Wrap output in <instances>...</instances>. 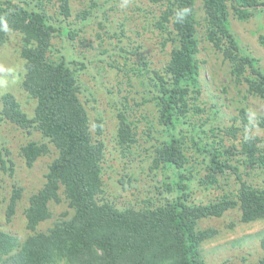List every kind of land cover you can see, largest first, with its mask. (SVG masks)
Segmentation results:
<instances>
[{"label": "trees", "instance_id": "16d2710c", "mask_svg": "<svg viewBox=\"0 0 264 264\" xmlns=\"http://www.w3.org/2000/svg\"><path fill=\"white\" fill-rule=\"evenodd\" d=\"M153 1L162 8L154 26L167 36L164 44L172 46L170 59L161 72H156L157 83L149 95L159 114L152 130L163 131L154 150L153 167L165 173V181L156 199L125 207L102 197L107 150L104 124L101 119L96 120L95 137L89 111L80 96L75 75L78 68H73L78 62L64 57L56 62L50 55L57 35L73 38V29L69 28L73 24L68 21L70 0H59L60 17L49 14L43 0L0 1V18L9 26L8 32L0 30V46L9 41L11 33L22 36V87L36 101L31 117L13 93H5L1 115L30 134H42L43 142L31 141L21 149L28 168L50 154L51 145L58 150L46 182L30 197L25 211L26 227L31 233L20 241L0 231V264H208L202 248L218 231L202 228L203 221L222 218L234 209L240 211L243 224L264 220V185L256 186L244 177L247 172L264 171V142L244 132L249 123L247 111L239 110L242 127L226 126L220 109L200 105L203 90L197 0ZM201 1L207 41L229 63L235 80L247 85L246 93L264 101V67L243 46L230 22L231 11L242 22L264 15V0ZM93 3L92 8H97ZM180 8L190 9L183 24L174 20V13ZM94 14L93 10H83L77 16L85 20ZM144 64L147 68L148 64ZM143 71H139L140 76L148 89L149 81ZM204 115L202 122L194 121L196 116ZM118 117V142L130 148L136 143L133 122L126 111ZM257 122L264 130V115ZM185 130L191 135L189 140L197 156L210 171L209 179L201 178L199 182L207 186L219 184L220 176L229 181L234 175L238 183L236 194L208 203L192 200L191 185L196 178ZM210 133L234 140L243 134L241 149H223L224 144L209 142L206 135ZM9 154L10 151L0 150V164L12 173L14 164ZM237 155L245 157L237 159L241 167L231 162L230 156ZM128 181L131 183V178ZM22 197L23 189L15 186L7 222L16 216ZM64 200L72 215L66 213L47 231L40 230L54 216L51 206ZM256 264H264V255Z\"/></svg>", "mask_w": 264, "mask_h": 264}, {"label": "rangeland", "instance_id": "374dc122", "mask_svg": "<svg viewBox=\"0 0 264 264\" xmlns=\"http://www.w3.org/2000/svg\"><path fill=\"white\" fill-rule=\"evenodd\" d=\"M3 1V0H0ZM49 14L60 15L59 0H43ZM17 2V1H16ZM96 2L97 8H92ZM201 62L202 100L200 105L222 111V120L226 126L242 127L239 110L244 108L256 117L264 115V101L246 93V84L239 83L230 73V65L223 55L214 49L206 39L203 25L204 12L202 1L197 0ZM73 25V38L57 35L53 39V61L62 57L68 61H77L75 75L81 88V99L85 103L92 120L93 135H96V120L104 124L103 140L107 144L103 162L104 193L103 198L114 200L119 207L130 204L141 205L151 198L156 199L158 190L165 181V173L154 169L153 158L158 139L163 136L160 128L152 130L159 116L156 103L149 97L150 88L157 83L156 72H161L170 59L171 45H165L163 35L154 26L161 14V6L153 0H70ZM83 10H93L81 20L77 15ZM233 31L241 39L244 47L260 59L264 67V15L248 21H240L230 13ZM23 38L11 33L9 41L0 46V67L11 69L0 72V150L9 154L14 164V172L0 164V231L12 234L24 241L31 233L26 227L25 211L30 197L37 193L46 182L49 166L58 156V150L51 145V153L40 157L32 168H28L22 147L31 141L43 142V136L33 134L2 117V96L13 93L21 103L22 109L31 117L34 115L36 101L22 87L25 73V61L21 57ZM146 62L147 68H144ZM81 63L84 64L82 67ZM144 69L148 79V89L143 85L140 70ZM126 111L133 122V134L136 143L130 148L118 142L119 113ZM206 116H196L194 121L202 122ZM258 123V122H257ZM225 127V125L223 124ZM244 132H246L244 130ZM264 142V130L257 125L251 132ZM187 151L193 169L195 183L191 185L192 200L197 203L217 201L223 196L237 193L238 183L234 175L229 181L220 176L219 184L202 185L199 180H208L210 171L198 157V152L190 142V133L185 130ZM234 140L222 136L214 137L211 133L206 140L224 144L223 149L237 147L241 149L240 139ZM262 146V144H260ZM237 166V159L244 156H230ZM10 164V163H8ZM245 179L256 186L264 185V171L247 172ZM131 178V183L129 179ZM15 186L23 189L17 214L7 222V209ZM53 218L43 223L40 230L47 231L55 221L72 211L66 200L52 205ZM69 216V217H70ZM202 228L218 231L217 236L206 242L203 254L208 264H256L264 255V220L243 224L240 211L234 209L222 218L208 219L201 223Z\"/></svg>", "mask_w": 264, "mask_h": 264}, {"label": "clouds", "instance_id": "9594fccd", "mask_svg": "<svg viewBox=\"0 0 264 264\" xmlns=\"http://www.w3.org/2000/svg\"><path fill=\"white\" fill-rule=\"evenodd\" d=\"M189 14H190V9H187V8L177 9L174 13V20L177 23L183 24L185 19L188 17ZM0 30H2L4 32L9 31L8 23L3 18H0ZM9 71H12V70L8 69V68L0 67V72H9ZM256 124H257V121H256L255 115L250 113L249 114V123L245 128L246 133L250 134L255 129Z\"/></svg>", "mask_w": 264, "mask_h": 264}]
</instances>
